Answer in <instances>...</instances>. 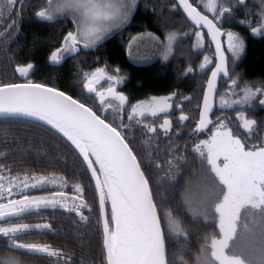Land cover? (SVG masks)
I'll return each instance as SVG.
<instances>
[{
	"label": "snow or ice",
	"instance_id": "1",
	"mask_svg": "<svg viewBox=\"0 0 264 264\" xmlns=\"http://www.w3.org/2000/svg\"><path fill=\"white\" fill-rule=\"evenodd\" d=\"M260 2L264 5V0ZM136 6L137 0H42V6L34 13L35 17L42 22L53 23L70 19L73 24V29L63 35L60 47L51 52L49 63L59 65L82 49L96 46L107 34L126 25ZM246 6L247 0H195V6L190 0H176L170 9L180 12L191 23L194 31L184 33V37L196 38L193 48L197 53L203 50L206 36L209 45L215 46L213 57L205 56L199 65L201 74L210 70L211 76L203 91L202 108L198 109V123L190 135L211 131L210 125L214 131H211L208 139L200 140L190 149L201 159L203 182L195 188L189 182L181 196V205L194 223L204 222L206 227H215L217 232L203 237L199 254L193 258L194 264H264V137L260 134L257 120L249 119L244 112L236 113V126L245 133L244 139L234 135L232 128L225 123L227 117H217L215 121L209 118V114L213 113V97L218 91L220 80L227 85V91L220 96L217 110H234V106L250 107L254 100L264 96V87L246 85L240 88V78L234 79L230 74L229 60L234 66L245 44L236 33L222 31V27L234 15V8ZM23 7V0H0V21H10L0 31V40L15 28L16 21L12 16L22 12ZM248 15H254L256 19L240 23L249 27L253 35H264V7L259 13L249 12ZM253 23L257 27H251ZM149 36L164 48V59H168L173 45L180 39L175 33L167 34L164 41L151 34ZM34 67L32 63L18 65L15 72L20 77H27ZM113 71L115 75L110 74L107 66H104L83 73V88L86 93L92 94L90 99H99L103 111L112 109L118 113L124 109L128 97L116 90L123 82V77L119 75L120 69ZM192 72L189 68L185 75ZM102 81L109 86L98 91L97 86ZM177 95L153 96L148 101L132 105L128 120H135L140 125L137 117L167 114L173 107L170 101ZM236 96L240 98H226ZM112 101L117 102L118 107ZM259 103L264 105V99H259ZM180 110L183 111L182 108ZM0 113L20 114L43 121L62 133L78 150L85 168L81 175L90 173V178L95 181V189L99 192L105 264H188L183 256L169 260L166 239L169 243L184 240L188 244L191 243L190 233L185 231L173 210L163 213L158 210L150 176L145 174L141 162L129 146L128 138L122 134V130H128L129 125L121 120V130H118L91 107L72 96L30 80L27 83H0ZM178 120L187 121L189 117L182 114ZM141 127L146 129L141 135L157 132V128L151 125ZM171 127L172 121L169 119H164L159 125L165 135ZM151 139L149 136L148 141ZM251 139H257L259 143L248 146L247 141ZM179 147H172L169 158L162 163L148 160L145 166L149 170L154 167L157 171H165L162 180L179 183L177 178L183 173L180 165L188 163L184 156L172 154ZM185 148L187 150L188 146L185 145ZM159 154L156 152V155ZM43 185L60 189L71 187L74 194L68 195L63 190L46 196L24 194L26 189H37ZM168 186L175 185L170 183ZM14 190L20 194L19 199L11 198ZM84 191L81 184L69 185L63 176L28 173L13 176L11 167L0 164V200L6 201L0 203V222L7 223L9 218L20 219L25 214L31 215L49 208L64 209L75 213L81 221H87L89 217L84 215L83 210L91 209L83 198ZM108 201L111 204L110 214L105 209ZM209 221L214 223L209 224ZM33 230L51 231V225L16 223L0 226V248L6 247L25 256L54 257L58 264L60 261L62 264H74V253L54 249L48 244L21 243L23 237ZM180 252L187 253L189 249L182 247ZM0 264L20 262L15 257L7 256L0 257Z\"/></svg>",
	"mask_w": 264,
	"mask_h": 264
},
{
	"label": "trees",
	"instance_id": "2",
	"mask_svg": "<svg viewBox=\"0 0 264 264\" xmlns=\"http://www.w3.org/2000/svg\"><path fill=\"white\" fill-rule=\"evenodd\" d=\"M190 2H193L195 6V0ZM23 3V11L12 16V19L16 21L15 28L3 40H0V44L3 45L0 47V83H20L29 80L43 83L91 107L108 123L118 127V130H121L119 128L121 120L129 125V129L122 130V134L128 138L129 146L137 155V160L141 162L145 174L150 176V186L154 198L157 199L158 210L161 213L169 209L173 210V214L181 221L185 231L190 233L191 243L188 244L184 240L169 243L166 239L169 260L183 256L188 264H194L193 258L199 254L200 245L204 242L203 237L217 232L215 227H206L204 222L194 223L185 207L181 205V196L189 182H192L194 188L203 182L201 159L191 153L190 149L207 131L199 135H190V133L198 123V109L210 72L208 70L206 74H201L199 65L205 56L211 58L214 55L208 37H205L203 50L197 53L193 48L196 38L184 37V33L194 31L192 25L180 12L170 10L175 3L174 0H137V6L126 25L115 29L96 46L82 49L59 65H51L49 63L51 52L60 47L63 35L73 29V24L70 19L54 23L42 22L34 16V13L42 6V0H23ZM225 6L231 5L225 4ZM262 7L264 5L260 0L255 2L247 0L246 7L234 8V15L229 18V22L223 23L222 31L236 33L245 44V49L235 61L234 66L229 60L230 74L234 79L240 78V88L246 85H251L253 88L264 87V35H253L249 27L240 23V21L256 19L254 15H248V13H259ZM200 10L203 11L202 8ZM8 23L10 21L7 19L0 21V31H3ZM251 27H257V24L253 23ZM170 32L177 34L180 39L173 45L172 54L167 60L155 59L135 63L129 58V43L137 35L152 33L161 35L163 38ZM9 40L11 43H8ZM226 55L230 56L227 52ZM28 63H32L35 66L34 69L27 77H20L15 72V67ZM104 66H107L109 73L113 75L116 74L113 70L119 68V75L123 77V82L117 86V89L128 97V102L118 113L112 109L103 111L99 99H90L92 94L86 93L83 88V73ZM189 68L193 72L185 75ZM226 91L227 85L220 80L215 110L211 114V119L215 121L217 117H227L226 123L232 128L233 133L244 139L245 133L236 126V113L242 111L249 119L257 120L260 134L264 137V105L259 103V99H264V96L254 100L250 107L234 106V110H217L220 96ZM173 93L178 95L170 101L173 107L167 114L141 117L140 125H137L135 120H128L131 106L137 101L153 96H171ZM185 97L191 99L185 100ZM226 98L239 99L240 97ZM182 114L188 116L189 120L179 121L178 117ZM164 119L172 121L171 130L167 135L159 128ZM145 124L156 127L157 132L141 135L142 132H146V129L141 127ZM149 136L152 137L150 142ZM132 137L135 139H131ZM258 143L257 139L247 141L248 146ZM176 145L180 146L179 150L172 154L184 156L188 162L180 165L183 173L177 178L179 183L162 180L165 171H157L154 167L149 170L145 166L148 160H152L153 163H162L167 160L169 150ZM185 145L188 146L187 150ZM156 152L160 154L156 155ZM0 154H6V156H0V164L11 167L13 176L24 173L56 174L65 177L69 185L81 184L85 189L83 198L91 209V211L83 210L84 215L89 217L87 221H81L75 213L61 208L42 209L35 214H25L20 219L9 218L8 222L51 225V231L33 230L20 242L48 244L54 249L74 253V264H105L97 194L90 174L81 175L85 171L84 164L71 142L58 131L41 122L28 118L4 117L0 118ZM170 183L175 186H168ZM37 190L40 189L37 188ZM66 190L69 193L73 192L71 187ZM110 208L108 201L106 210L109 214ZM182 247L188 248L189 252H180ZM7 256L15 257L20 264H58L54 257L25 256L18 251H10L6 247L0 248V257ZM59 264H62V261Z\"/></svg>",
	"mask_w": 264,
	"mask_h": 264
},
{
	"label": "rangeland",
	"instance_id": "3",
	"mask_svg": "<svg viewBox=\"0 0 264 264\" xmlns=\"http://www.w3.org/2000/svg\"><path fill=\"white\" fill-rule=\"evenodd\" d=\"M170 33H172V32H170ZM149 34H151V36H154V37H159L160 41H164L165 36L167 35V34H165L164 37L162 38V36L158 35V34L154 35L152 33H143V34L137 35L135 37L137 39L133 38L130 41L129 46H128L129 58L133 62H135V63H144V62H149V61H152V60H155V59L167 60V59H164V55H165L164 48L161 47L156 41L151 39ZM108 35L109 34H107L106 36H108ZM225 47H226V43H225ZM108 86L109 85H108L107 82H103L102 81L101 85L97 86V90L98 91L105 90V89L108 88ZM116 90L118 91V89H116ZM150 99L151 98H148V99H145V100H140V101H148ZM140 101H137L135 104H137ZM112 103H113V105L115 107H118L117 102L112 101ZM218 105H219V102H218ZM146 116H148V115H146ZM139 118H141V117H137V119H139ZM221 119H224V118H221ZM225 123H226V120H225ZM210 130L214 131V128H212V126H211ZM211 131H207L204 135L199 137V139L197 140L196 143H198L200 140L208 139L210 137V135H211ZM51 175H55L57 177H60V175H56V174H49V175H45V176H51ZM101 180H103V176H101ZM39 189L40 190L29 188V189L25 190L24 194L33 195V196H46V195H50L52 192L61 191V190L67 192L66 189H60V188H58L56 186H52V185H43ZM67 193H68V195H73L74 194L73 192L72 193L67 192ZM11 198L19 199L20 198V194L14 190V195ZM4 202H6V201L0 200V203H4ZM16 223H28V222H7V223L0 222V226L7 227V226H10L11 224H16ZM41 224H43V223H41Z\"/></svg>",
	"mask_w": 264,
	"mask_h": 264
},
{
	"label": "water",
	"instance_id": "4",
	"mask_svg": "<svg viewBox=\"0 0 264 264\" xmlns=\"http://www.w3.org/2000/svg\"><path fill=\"white\" fill-rule=\"evenodd\" d=\"M175 2H176V0H174ZM190 23V22H189ZM191 24V23H190ZM203 31H206V29H203ZM209 39V38H208ZM223 39V38H222ZM212 48H213V51L215 50V46L214 45H212ZM226 54V53H225ZM213 67H214V65H213ZM211 76V71L209 72V74H208V77H207V79L209 78ZM20 83H27V82H20ZM36 83V82H35ZM206 84H207V80H206V83H205V87H204V90L206 89ZM218 84H219V81H218ZM48 86V85H47ZM48 87H52V86H48ZM59 90V89H58ZM61 91V90H60ZM65 93V92H64ZM66 95H69V94H67V93H65ZM217 94V93H216ZM216 94L214 95V97H213V112H214V110H215V102H216ZM73 99H75V98H73ZM77 100V99H76ZM82 103V102H81ZM202 105H203V95H202V99H201V103H200V107L199 108H202ZM87 106V105H86ZM88 107V106H87ZM94 111V110H93ZM211 114L212 113H210L209 114V118L211 119ZM98 115V114H97ZM4 117H20V118H28V119H32V120H35V121H38V122H41V123H43V124H46L45 122H43V121H39L38 119H36V118H34V117H27V116H23V115H20V114H9V113H0V118H4ZM102 118V117H101ZM103 119V118H102ZM198 120H199V114H198ZM107 122V121H106ZM108 123V122H107ZM47 125V124H46ZM47 126H49V125H47ZM211 126V125H210ZM209 126V127H210ZM49 127H51V126H49ZM52 128V127H51ZM57 131V130H56ZM60 134H62V133H60ZM63 135V134H62ZM199 135V134H198ZM66 138V137H65ZM67 139V138H66ZM74 146V145H73ZM75 147V146H74ZM76 149V148H75ZM77 150V149H76ZM77 152H78V150H77ZM79 153V152H78ZM82 158V157H81ZM97 167H98V165H97ZM90 174V173H89ZM92 181H93V184H94V187H95V181L92 179ZM95 191H96V189H95ZM96 194H97V198H98V205H99V192L98 191H96ZM110 202V201H109ZM110 206H111V204H110ZM105 209H106V205H105ZM107 211V210H106ZM99 212H100V206H99ZM100 220H101V226H102V217H101V215H100Z\"/></svg>",
	"mask_w": 264,
	"mask_h": 264
},
{
	"label": "bare ground",
	"instance_id": "5",
	"mask_svg": "<svg viewBox=\"0 0 264 264\" xmlns=\"http://www.w3.org/2000/svg\"><path fill=\"white\" fill-rule=\"evenodd\" d=\"M102 176V175H101Z\"/></svg>",
	"mask_w": 264,
	"mask_h": 264
}]
</instances>
